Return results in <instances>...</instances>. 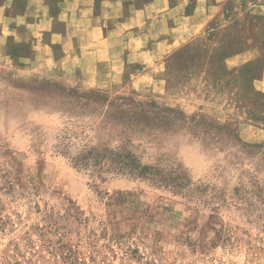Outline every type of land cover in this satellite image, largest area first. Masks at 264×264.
<instances>
[{"label": "rangeland", "instance_id": "rangeland-1", "mask_svg": "<svg viewBox=\"0 0 264 264\" xmlns=\"http://www.w3.org/2000/svg\"><path fill=\"white\" fill-rule=\"evenodd\" d=\"M6 8L0 0V264H264V222L255 213L235 206L215 212L145 181L99 177L55 148L61 129L89 121L60 112L56 93L64 89L201 114L245 144L264 145V0H225L216 11L202 10L210 16L202 28L169 34L171 48L155 45L167 35L163 27L153 23L146 33L141 24L133 43L139 55L113 82L103 81V63L91 68L95 57L72 69L44 66L43 53L33 49L34 35L47 26L41 10L33 4L34 24L12 32L3 29ZM248 46L243 63L229 60ZM85 131L94 142L103 138ZM145 149L144 161L168 155L193 181L228 191L255 166V157L227 138L207 143L178 133Z\"/></svg>", "mask_w": 264, "mask_h": 264}, {"label": "trees", "instance_id": "trees-1", "mask_svg": "<svg viewBox=\"0 0 264 264\" xmlns=\"http://www.w3.org/2000/svg\"><path fill=\"white\" fill-rule=\"evenodd\" d=\"M59 110L73 119L87 118L73 128L64 127L58 136L56 152L70 164L93 175L117 174L182 195L193 203L218 211L235 206L264 222V145H248L233 130L201 114L185 115L154 102L133 97L88 90H62L56 93ZM79 121V119H78ZM71 123V122H70ZM77 126V127H76ZM76 127V128H75ZM103 133L95 142L85 131ZM186 133L210 143L232 139L248 158L255 157L253 171L241 173L229 191L210 183L193 181L189 171L168 155L157 154L144 161L145 146L157 149L172 135ZM212 216V215H211Z\"/></svg>", "mask_w": 264, "mask_h": 264}, {"label": "crops", "instance_id": "crops-1", "mask_svg": "<svg viewBox=\"0 0 264 264\" xmlns=\"http://www.w3.org/2000/svg\"><path fill=\"white\" fill-rule=\"evenodd\" d=\"M5 1L7 8L1 15L7 20V24L3 29L12 32L23 25L34 24L38 15L33 13V4L37 11L41 10L39 20H43L47 26L37 34L39 37L34 35L33 49L37 55L43 53L44 58L41 59L44 66L60 64L61 67L72 69L76 68L77 63L84 57H95L91 68L95 70L98 64L103 63V81L113 82L114 79H121L125 67L134 61L132 57L139 55L140 45L134 47L133 43H138L141 24L146 25V33L154 30L153 23L163 27L167 35L163 36V40L155 42V45L163 49L171 48V43L176 41H173L169 34L176 32L184 35L189 30L197 31L202 28L210 18L209 15L203 16L202 10L210 11L213 8L216 11L215 8L225 0ZM187 2L193 3L188 10L183 7ZM194 10H199V14H195ZM44 33L47 37L43 39ZM81 33L88 34L83 42L78 39ZM95 33L102 36L94 37ZM248 49L249 46L238 55L232 54L229 60L241 57L243 63L247 60ZM135 82L132 77L131 83Z\"/></svg>", "mask_w": 264, "mask_h": 264}]
</instances>
